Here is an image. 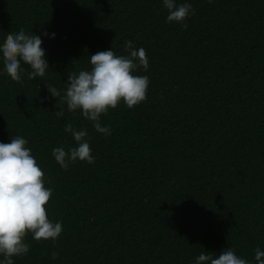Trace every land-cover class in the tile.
<instances>
[{
	"label": "trees",
	"instance_id": "obj_1",
	"mask_svg": "<svg viewBox=\"0 0 264 264\" xmlns=\"http://www.w3.org/2000/svg\"><path fill=\"white\" fill-rule=\"evenodd\" d=\"M194 14L168 22L163 0H0V44L21 28L39 35L49 69L21 81L0 53V142L28 141L53 195L56 241L29 234L14 264H196L232 249L256 264L264 251V0H176ZM47 32L45 36L43 33ZM55 34L54 38L53 35ZM144 48L147 100L101 116L105 136L67 110L68 73L125 42ZM64 110L62 117L56 112ZM86 130L95 163L62 169L52 151ZM56 253V259H52ZM0 260L3 256L0 255Z\"/></svg>",
	"mask_w": 264,
	"mask_h": 264
},
{
	"label": "clouds",
	"instance_id": "obj_2",
	"mask_svg": "<svg viewBox=\"0 0 264 264\" xmlns=\"http://www.w3.org/2000/svg\"><path fill=\"white\" fill-rule=\"evenodd\" d=\"M163 5L169 13L168 22L187 27L183 22L195 11L190 3L177 5L176 0H163ZM52 35L54 38L55 34ZM42 43L39 35L26 33L21 28L15 34H8L0 44L4 69L13 81H21L22 63L31 68L27 73L30 80L45 76L49 64ZM124 47L129 55L117 56L112 49L98 51L90 56V70L68 73L63 96L56 87L46 84L51 96L59 97L69 112L80 110L84 118L93 122L95 130L105 136L111 135V129L101 125V116L107 115L109 109H116L121 101L132 109L147 100L149 77L134 74L141 68L148 71L146 50H135L131 41H126ZM63 114V109L56 112L58 118ZM65 131L71 133L78 147L68 151L63 147L54 148L52 155L59 166L67 170L77 160L95 163L90 144L85 139L87 131L75 129L70 122L66 124ZM27 144L28 141L21 136L11 138L10 143L0 142V255L3 256L0 264H14L13 257L28 254L31 246L25 238L29 234L36 241H56L63 231L60 222L53 223L48 218L47 205L53 191L45 187V174ZM56 257L57 254L52 253L51 258ZM255 261L256 264H264V251L260 248L255 249ZM196 264L249 262L228 249L222 250L217 257L202 252L196 257Z\"/></svg>",
	"mask_w": 264,
	"mask_h": 264
}]
</instances>
